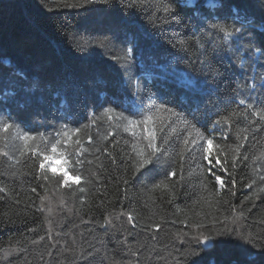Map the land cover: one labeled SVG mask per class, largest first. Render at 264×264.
<instances>
[{
	"label": "trees",
	"instance_id": "16d2710c",
	"mask_svg": "<svg viewBox=\"0 0 264 264\" xmlns=\"http://www.w3.org/2000/svg\"><path fill=\"white\" fill-rule=\"evenodd\" d=\"M0 264H264V0H0Z\"/></svg>",
	"mask_w": 264,
	"mask_h": 264
},
{
	"label": "rangeland",
	"instance_id": "374dc122",
	"mask_svg": "<svg viewBox=\"0 0 264 264\" xmlns=\"http://www.w3.org/2000/svg\"><path fill=\"white\" fill-rule=\"evenodd\" d=\"M50 168L52 170H55V171H59L60 170V165H59V161L56 160V159H52L50 160Z\"/></svg>",
	"mask_w": 264,
	"mask_h": 264
}]
</instances>
